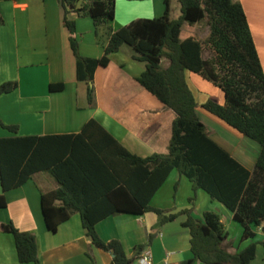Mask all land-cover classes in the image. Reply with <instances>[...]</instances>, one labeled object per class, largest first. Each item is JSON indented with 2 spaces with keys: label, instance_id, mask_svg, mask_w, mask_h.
<instances>
[{
  "label": "trees",
  "instance_id": "obj_1",
  "mask_svg": "<svg viewBox=\"0 0 264 264\" xmlns=\"http://www.w3.org/2000/svg\"><path fill=\"white\" fill-rule=\"evenodd\" d=\"M59 1L65 10L64 25L71 34L78 80L88 85L90 109L98 106L96 72L110 66L113 54L130 47L135 59L146 65L138 83L175 116L168 154L147 158L134 155L95 119L78 134L48 136H19L17 126L0 122L14 134L0 138V209L8 205L5 193L44 172L59 185L41 197L48 231L57 233L60 226L79 214L94 246L111 253L113 264H133L136 257L128 256L120 241L104 242L97 233L98 224L119 214L141 217L150 212L157 214L160 227L186 217L182 225L190 231L193 258L183 264H252L259 245L257 232L261 229L264 234V69L242 4L238 0H179L181 16L174 20L172 2L164 0L162 17L140 19L114 31L116 0ZM71 13L90 17L97 31L108 30L102 58L80 54ZM201 23L209 29L205 40H182L184 25ZM2 24L0 12V27ZM186 72L222 90L223 105L210 98L202 107L207 113L260 145L253 171L211 137L199 118ZM17 87L15 82L0 85V97ZM50 89L62 92L65 85L52 84ZM174 170L188 178L195 191H205L233 214L234 222L243 229L241 242L249 241V246L236 253L228 251L227 233L217 212L207 211L197 219L190 209L168 214L152 207L153 198ZM0 228L13 236L20 264H42L34 233L22 232L12 222ZM261 244L264 247V241Z\"/></svg>",
  "mask_w": 264,
  "mask_h": 264
},
{
  "label": "crops",
  "instance_id": "obj_2",
  "mask_svg": "<svg viewBox=\"0 0 264 264\" xmlns=\"http://www.w3.org/2000/svg\"><path fill=\"white\" fill-rule=\"evenodd\" d=\"M119 1L116 0V10ZM238 1L247 15L264 69V0ZM125 4L130 11L143 6L156 18L165 12L164 0H126ZM0 12L3 19L0 85L18 84L13 93L0 97V122L17 126L19 136H48L78 134L91 119H95L134 155L147 158L157 153L168 154L175 116L138 83L146 65L135 59L133 49L123 47L111 56L108 68L98 69L94 80L98 106L92 110L88 103V85L78 80L77 60L71 47V34L64 25L65 10L61 2L0 0ZM180 16L181 12L178 18ZM69 19L76 23L80 54L85 58H102L106 44L98 42L93 20L80 18L76 13H71ZM136 19L131 18L117 26V10L113 30L128 26ZM184 28L185 25L182 32ZM208 34L209 29L206 37ZM189 37L197 39L187 36L182 40ZM186 79L188 84L189 80L197 82L187 73ZM60 83L65 89L52 92L50 86ZM191 90L198 103L199 118L214 141L246 169L253 171L261 153L260 145L207 113L202 108L206 102ZM10 137L14 134L0 125V138ZM58 186L50 174L43 172L21 188L5 193L8 205L0 209V226L12 222L20 231L34 233L42 264H113L111 253L94 246L79 214L60 226L57 233L48 231L41 197L42 193L55 191ZM2 193L0 181V195ZM151 205L168 214L190 209L197 219H202L207 211L217 212L225 226L229 252L236 253L250 244L249 241L241 243L243 229L234 222L233 214L205 191H195L192 182L177 170L171 173ZM185 220L182 216L160 227L159 218L153 212L141 217L119 214L102 221L96 230L104 242L120 241L128 256L136 257L133 264H142L140 258L145 252L151 253L154 264H183L193 258L190 231L182 225ZM257 240L264 241L261 229L257 232ZM140 248L143 250L139 253ZM0 264H20L13 236L1 228Z\"/></svg>",
  "mask_w": 264,
  "mask_h": 264
},
{
  "label": "rangeland",
  "instance_id": "obj_3",
  "mask_svg": "<svg viewBox=\"0 0 264 264\" xmlns=\"http://www.w3.org/2000/svg\"><path fill=\"white\" fill-rule=\"evenodd\" d=\"M125 1L126 0H120L118 3L117 10H118V15H119V20H117V23H116L117 26H120L122 22H126L128 20L130 21L131 18H137L135 21L140 20V19H155L156 18L154 17V13L153 14L150 13L149 10H147V8H143V6L142 7L137 6L133 8V10L131 9L130 11L129 8L126 6ZM141 3H146V2H141ZM180 8H181L180 2H178V0H172V14H171L172 19L176 20L178 18L181 12ZM126 16L128 17L126 18ZM125 26L126 25H122V27H125ZM97 33L99 35L98 42L100 43L101 41V44L107 45L108 39H109L108 30L106 28H101L97 31ZM207 33H208V27L206 23H201L197 26H189L188 24H186L182 32V39L186 38L187 36H195L197 39L203 41L204 38H207L206 37ZM167 65H168L167 62H164V66L166 67ZM186 73L189 76H192L194 77V79H196L197 82L189 80L190 82L189 84L191 88L195 91V93L198 95V97H202L203 101L207 103L209 99L212 98L213 96L217 98V100L220 99L219 101L222 102L220 104L223 105L224 94L221 89L214 86V84H212L211 82L205 81L197 74H193L189 72H186ZM256 145L258 146L257 143ZM0 215H2L1 211H0ZM257 248H258V255H257V258L254 264H264V247L262 246L261 241L259 242V245Z\"/></svg>",
  "mask_w": 264,
  "mask_h": 264
},
{
  "label": "built area",
  "instance_id": "obj_4",
  "mask_svg": "<svg viewBox=\"0 0 264 264\" xmlns=\"http://www.w3.org/2000/svg\"><path fill=\"white\" fill-rule=\"evenodd\" d=\"M140 261H141L142 264H154L153 263V259H152V255L149 252H145L141 256ZM166 264H167V262H166Z\"/></svg>",
  "mask_w": 264,
  "mask_h": 264
}]
</instances>
